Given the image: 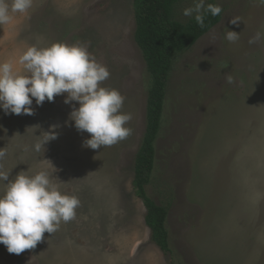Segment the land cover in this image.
Returning <instances> with one entry per match:
<instances>
[{"label":"rangeland","instance_id":"rangeland-1","mask_svg":"<svg viewBox=\"0 0 264 264\" xmlns=\"http://www.w3.org/2000/svg\"><path fill=\"white\" fill-rule=\"evenodd\" d=\"M215 1L220 23L174 60L146 187L168 210L169 254L153 242L134 187L150 75L135 40L133 0H34L27 13L0 25V62L21 72L19 57L30 46H87L110 73L101 86L118 90L121 112L132 116L126 139L93 150L84 146L91 134L70 120L79 105L65 104L66 94L42 106L33 99V115L0 110V171L9 179L47 171L63 194L80 201L76 217L44 233L34 249L16 255L0 244V264H264V35L249 44L264 33V5ZM191 6L193 0H182L176 18L194 17L183 15ZM237 17L236 25L229 22ZM227 30L239 39L229 42ZM52 126L57 138L37 152V137Z\"/></svg>","mask_w":264,"mask_h":264},{"label":"clouds","instance_id":"clouds-1","mask_svg":"<svg viewBox=\"0 0 264 264\" xmlns=\"http://www.w3.org/2000/svg\"><path fill=\"white\" fill-rule=\"evenodd\" d=\"M34 0H0V25L8 24L14 13H27ZM264 5V0H258ZM222 7L207 4L205 0H193V6L185 8L183 15H194L197 24L203 28L207 13L218 16ZM240 18L229 22L236 25ZM264 33L257 31L249 44L258 42ZM229 42H236L239 34L226 32ZM23 72L14 70L9 61L0 62V110L4 115H33V99L37 106L47 100L66 94L65 104L73 105L70 120L77 131L91 134L84 146L93 150L101 146H112L126 139L132 129L125 125L132 119L131 114L121 112L125 97L116 89L102 87L110 73L81 43L68 45L53 43L48 47H28L19 57ZM227 83L234 82L230 74ZM56 126L37 137L34 145L38 152L44 145L57 138ZM5 153L0 151V158ZM29 171V170H28ZM28 171L19 172L9 179V174L0 171V180L6 182L0 195V244L6 246L10 254L19 255L34 249L42 241L44 233L53 234L61 223L76 217L80 205L75 195L63 194L54 184L47 171L34 175Z\"/></svg>","mask_w":264,"mask_h":264},{"label":"trees","instance_id":"trees-1","mask_svg":"<svg viewBox=\"0 0 264 264\" xmlns=\"http://www.w3.org/2000/svg\"><path fill=\"white\" fill-rule=\"evenodd\" d=\"M181 1L133 0L135 40L150 75L147 127L134 162V187L147 210L146 224L152 240L165 254L171 252L166 228L168 210L148 196L146 187L151 183L155 167L156 140L162 126L170 75L176 56L194 47L222 19V12L218 16L207 13L203 28L194 17L187 21L178 20L176 7ZM208 4L217 5L215 0Z\"/></svg>","mask_w":264,"mask_h":264}]
</instances>
